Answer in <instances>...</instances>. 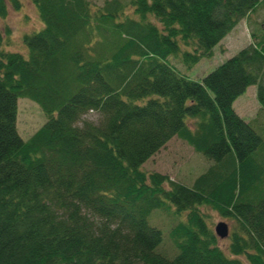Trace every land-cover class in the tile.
<instances>
[{
  "label": "trees",
  "instance_id": "obj_1",
  "mask_svg": "<svg viewBox=\"0 0 264 264\" xmlns=\"http://www.w3.org/2000/svg\"><path fill=\"white\" fill-rule=\"evenodd\" d=\"M29 2L42 27L26 56L0 33V264H264V148L232 108L254 86L264 109V35L197 81L169 62L210 58L264 0ZM21 98L44 116L26 141ZM173 137L214 162L189 186L141 169ZM167 205L184 219L170 259L146 221ZM207 210L231 223L226 252Z\"/></svg>",
  "mask_w": 264,
  "mask_h": 264
},
{
  "label": "rangeland",
  "instance_id": "obj_2",
  "mask_svg": "<svg viewBox=\"0 0 264 264\" xmlns=\"http://www.w3.org/2000/svg\"><path fill=\"white\" fill-rule=\"evenodd\" d=\"M18 1L20 3L18 9L15 10L7 4V13L3 18H0L1 46L5 51L17 52L26 56L22 36L36 33L42 25L29 0ZM86 1L93 6L100 7L108 0ZM125 13L131 15L130 8ZM252 33L264 35V10L262 9H258L250 15V18L240 20L213 48L210 58L203 59L190 69H185L176 60L170 59L169 62L188 79L197 81L233 56L239 49L251 43L250 35ZM255 91L254 86L247 87L245 92L235 99L232 108L259 135L262 141L261 147L264 148V109L260 108ZM98 118V115L91 111L82 117L83 120L93 123H97ZM43 123L44 116L35 103L25 98L17 100L15 128L23 141H26ZM213 164V161L195 153L185 142L173 137L147 159L142 164L141 169L145 172L165 175L172 181L189 186L199 174ZM165 209L166 212L153 210L147 216L146 221L150 227L159 230L161 233V242L155 249V253L170 259L176 253V250L169 239V230L174 224L182 222L184 219L182 214H174V210L170 205H167ZM205 212L208 214L209 226L212 230L213 226L219 222L225 223L227 228L230 229L231 223L229 221L221 219L209 210ZM226 246V238L218 239V247L223 252H226Z\"/></svg>",
  "mask_w": 264,
  "mask_h": 264
},
{
  "label": "water",
  "instance_id": "obj_3",
  "mask_svg": "<svg viewBox=\"0 0 264 264\" xmlns=\"http://www.w3.org/2000/svg\"><path fill=\"white\" fill-rule=\"evenodd\" d=\"M213 232L218 239L226 238L228 235L227 225L225 223L219 222L213 227Z\"/></svg>",
  "mask_w": 264,
  "mask_h": 264
}]
</instances>
